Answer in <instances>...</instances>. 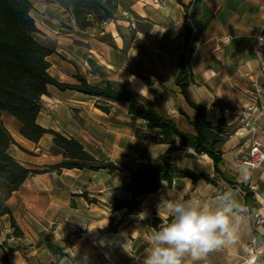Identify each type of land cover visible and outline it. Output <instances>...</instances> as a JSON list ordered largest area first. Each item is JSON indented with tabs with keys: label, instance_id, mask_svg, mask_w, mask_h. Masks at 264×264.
I'll return each instance as SVG.
<instances>
[{
	"label": "crops",
	"instance_id": "0c3cea01",
	"mask_svg": "<svg viewBox=\"0 0 264 264\" xmlns=\"http://www.w3.org/2000/svg\"><path fill=\"white\" fill-rule=\"evenodd\" d=\"M191 3L120 0L113 18L85 30L78 29L71 13L58 4L36 2L32 15L35 20V15L43 18L41 28L50 34V43L43 44L54 49L48 57L53 77L74 83L80 75L92 85L128 89L146 107L192 133L188 119L195 117L196 109L175 82L187 15L194 28H201L192 55L195 83L189 87L190 96L205 107L206 119L215 121L224 109L230 123L240 125L222 144L223 161L218 167L228 181L253 186L256 208L264 217V162L256 168L247 164L253 142L264 141V73L253 52L256 37L264 36V0H201L197 12ZM124 11L133 19L123 16ZM227 35L230 41L220 42ZM130 76L136 79L130 81ZM144 85L149 95L140 96ZM258 85L262 92H257ZM41 100L40 125L76 138L100 162L119 169L73 168L60 174L47 171L29 176L6 200L22 235L13 234L9 214L1 216L0 264H145L151 236L157 230L152 218L166 222L169 200L196 198L214 207L216 198L225 193H231L242 208L237 238L193 264H264V223L257 226L252 222L254 207L246 205L245 192L222 177H216L215 183L182 177L175 178L172 186L162 182L157 192L142 199L137 214H127L124 209L112 213L115 197L128 198L123 186L137 166L136 160L153 159L169 145L160 143L157 129L129 114L122 104L52 85ZM106 103L109 112L98 107ZM248 106L252 107L250 125H245L241 115ZM2 119L15 141L8 152L22 165L42 169L63 160L61 153L52 151V134H44L35 143L19 133L14 117L4 113ZM187 149L170 152L168 160L214 176L212 159ZM242 169L247 171V179ZM86 196L97 201L89 202ZM111 217L119 222L118 230L102 232ZM41 238L63 247L66 254L53 253L39 243ZM189 260L186 257L184 264Z\"/></svg>",
	"mask_w": 264,
	"mask_h": 264
},
{
	"label": "trees",
	"instance_id": "16d2710c",
	"mask_svg": "<svg viewBox=\"0 0 264 264\" xmlns=\"http://www.w3.org/2000/svg\"><path fill=\"white\" fill-rule=\"evenodd\" d=\"M63 6L71 13L75 25L80 30L88 29L95 24L113 18L120 0H0V219L5 214L10 215V223L15 236L22 235L17 226L6 200L24 181L32 175L53 171L60 174L63 169L100 170L102 168L114 172L119 167L115 164H104L85 150L84 146L74 137H68L58 131L47 129L37 121L42 108L41 97L48 93L52 85L61 91L75 90L87 95L101 98L106 102H115L125 106L127 112L142 118L149 128H156L159 139L169 148L163 154L137 164L130 170L128 182L123 191L128 198L115 197L111 211L124 209L127 214H137L142 199L157 192L162 182L172 186L175 178L200 179L215 183L216 177H222L229 184L239 186L244 192L246 205L258 207L252 189L244 183H232L225 179L218 167L223 161L222 144L240 126L230 123L224 109L215 121L206 119L205 107L194 102L190 96L189 87L195 83L192 70V55L198 41L201 28H194L193 21L187 15L184 18V37L179 47V71L175 82L186 101L196 109L194 118H189L194 132H184L178 128L170 117L160 114L153 108L146 107L128 89H114L110 84L103 87L90 84L85 78L76 75V82H62L53 77L50 72L48 57L54 49L41 43L36 34L39 31L32 15L35 3ZM201 0H192L194 11H198ZM105 112L110 111V105H98ZM6 113L16 119L19 133L32 142H39L42 136L50 133L53 136L52 151L61 153L63 160L56 164L45 165L42 169H30L22 165L9 152V147L15 141L4 125L2 115ZM179 141V145H175ZM192 148L198 154L208 155L214 164V176L196 169L182 167L168 160V154L180 148ZM87 197V196H86ZM89 202H96L87 197ZM171 217L164 220L154 216L152 226L155 229L165 226ZM119 222L113 217L109 226L102 232H116ZM39 243L45 244L53 253L64 256V248L41 238ZM69 245V243H67ZM104 260V258L99 255Z\"/></svg>",
	"mask_w": 264,
	"mask_h": 264
},
{
	"label": "clouds",
	"instance_id": "9594fccd",
	"mask_svg": "<svg viewBox=\"0 0 264 264\" xmlns=\"http://www.w3.org/2000/svg\"><path fill=\"white\" fill-rule=\"evenodd\" d=\"M145 93L149 95L146 85L139 89L140 96ZM242 172L247 179V171ZM166 210L171 219L151 236L145 264H184L186 257H190L188 264H193L237 238L242 208L231 193L218 196L214 207L200 199L179 197L169 200Z\"/></svg>",
	"mask_w": 264,
	"mask_h": 264
},
{
	"label": "built area",
	"instance_id": "2783aa9c",
	"mask_svg": "<svg viewBox=\"0 0 264 264\" xmlns=\"http://www.w3.org/2000/svg\"><path fill=\"white\" fill-rule=\"evenodd\" d=\"M123 16L128 17L130 19H133L131 13L129 11H124ZM108 21V20H106ZM106 21H103L99 25H104ZM230 36H224L222 38H219L220 42L227 43L230 41ZM253 52L257 58V60L260 63V69L261 72L264 73V60H263V53H264V36L258 35L255 40V44L253 46ZM263 87L261 85L257 86V92H262ZM252 109L251 106H248L241 115V121L245 125H250V114L249 111ZM179 141H176L175 144H178ZM145 160L144 159H137L136 164H141ZM264 162V141H254L252 144V147L250 148L248 157H247V164L250 168H256L259 167ZM251 189H253V186H251ZM252 222L255 225H261L264 223V217L259 213L258 208L254 207L251 209L250 212Z\"/></svg>",
	"mask_w": 264,
	"mask_h": 264
},
{
	"label": "rangeland",
	"instance_id": "374dc122",
	"mask_svg": "<svg viewBox=\"0 0 264 264\" xmlns=\"http://www.w3.org/2000/svg\"><path fill=\"white\" fill-rule=\"evenodd\" d=\"M33 16H34V14H33ZM35 18H36V24H37V27H38V32H37V34H36V37H37V39L41 42V43H47V44H49L50 43V34L46 31V30H44L43 28H41V26L43 27V25L41 24V22H44V20H42L41 19V16H38V15H35ZM41 24V25H40ZM227 36H229V35H227Z\"/></svg>",
	"mask_w": 264,
	"mask_h": 264
}]
</instances>
